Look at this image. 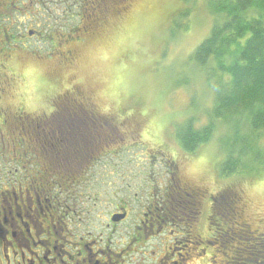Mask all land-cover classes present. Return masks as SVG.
<instances>
[{"label": "clouds", "instance_id": "clouds-1", "mask_svg": "<svg viewBox=\"0 0 264 264\" xmlns=\"http://www.w3.org/2000/svg\"><path fill=\"white\" fill-rule=\"evenodd\" d=\"M176 7L173 0H123L77 42L59 48L0 42V125L9 118L49 121L71 98L75 108L115 127L144 160L156 154L166 180L196 196L200 215L181 236L215 240L218 226L225 223L233 230L248 227L264 234V137L245 152L229 148L225 142L235 128L213 115L215 93L205 84L206 70L194 67L191 91L181 104L172 101L175 93L157 71L167 19ZM241 16L251 23L260 18V10L249 6ZM230 20L225 15L220 23ZM189 23L188 35L198 39L185 60L213 33V26L201 23L195 13ZM215 63L213 54L209 65ZM190 123L200 135L191 147L184 140ZM226 192L231 206L227 222L215 212L216 199ZM213 259L206 261L194 248L187 264H212Z\"/></svg>", "mask_w": 264, "mask_h": 264}, {"label": "flooded vegetation", "instance_id": "flooded-vegetation-1", "mask_svg": "<svg viewBox=\"0 0 264 264\" xmlns=\"http://www.w3.org/2000/svg\"><path fill=\"white\" fill-rule=\"evenodd\" d=\"M3 6L0 4V11ZM95 27L87 24L78 31L83 34ZM7 32L4 28L0 42L18 40L13 32ZM35 38L43 40L44 35L30 28L20 41ZM64 43L71 42L65 38L55 44ZM70 119L55 116L47 121L51 132L39 131L44 121L9 118L0 125V264H187L189 244L200 249L206 261L210 249L220 253L226 241L219 230L217 238L209 241L180 235L187 229L177 223L190 225L200 215V207L196 196L170 181L160 189L150 184L152 201L148 199L127 228L123 225L134 214L128 200L108 197L109 207L116 206L105 221L109 235L100 237L96 227L98 195L89 190L97 182L94 173L101 159L98 162L96 144L87 147L92 136L61 131L65 125L71 128ZM106 129L109 139L113 127ZM83 154L85 158L80 159ZM229 198L222 195L216 199V214L230 207ZM243 229L251 232V228ZM173 239L175 243L169 244ZM256 248L250 243L242 250L240 264H264V250L256 253Z\"/></svg>", "mask_w": 264, "mask_h": 264}, {"label": "trees", "instance_id": "trees-1", "mask_svg": "<svg viewBox=\"0 0 264 264\" xmlns=\"http://www.w3.org/2000/svg\"><path fill=\"white\" fill-rule=\"evenodd\" d=\"M86 1L82 0L81 4L84 5ZM111 1L115 2V6L113 5L114 9L111 10L113 11L120 8L118 4L123 0ZM197 1H201L203 3L202 7L206 8V15L201 14V16L209 20V23L213 26V33L211 38L202 43L196 52L191 55V60H193L196 66L206 70L207 83L211 89L213 88L212 91L215 93V109L213 115L228 120L234 125L235 135L225 142L226 146L245 152L255 147V141L257 139L264 137V0H183L186 8L182 10L181 15L184 19L191 17V12L194 10L193 8H195ZM0 2L2 6L3 4H8L10 6L9 9H12L13 4L18 6L24 0H0ZM95 3L96 6L89 13H86L90 17L96 12L93 17L95 19L94 26L100 23L102 16L104 17L105 14L110 12L106 7L108 0H102V2L99 0V2L96 1ZM72 4L75 5V9L79 7L85 13L86 8H83V5L78 2H73ZM4 6L2 9H5ZM28 6L30 7L31 5L29 4ZM249 6H254L260 10V18L251 23L247 22L241 16V13ZM225 15L231 17V20L221 25L220 20ZM0 16L2 17V13ZM75 18L73 15L70 16L69 12L67 20H73ZM80 26H83L82 23L78 26L71 27L70 30L74 31L81 28ZM50 30V33H45L43 38V41L49 44H51L49 36L60 40V37H65L69 32L63 33L62 29L57 27ZM226 31H230L231 35L225 37L224 33ZM248 33L252 34L250 39L247 38ZM213 54H215L216 63L214 66H211L209 65V60ZM56 116L71 118V128H68L64 124L65 128L61 131L69 134L71 132L82 131L84 136H92L87 147L90 144L97 145L96 157L98 162L103 155L110 153L109 150L113 147L111 142L116 141L121 136L120 132L113 127L112 135H108L109 139H107L105 136L107 134L106 128L111 125L107 121L90 115L82 108H75L71 98L61 107L60 112ZM75 120H78V123H75ZM47 124L49 123L44 121L39 131L47 130V132H51L52 128L48 127L47 129ZM59 125L62 126L61 123ZM18 126L21 129L23 123L21 127L19 124ZM199 139L200 135L193 132L190 123L184 133L185 143L191 147ZM0 147L2 146L0 145ZM113 149V153L115 152V155H118L117 149L114 147ZM85 156L86 154H83L80 159L85 158ZM226 202L229 203L228 199H226ZM226 208V210L223 209V211L218 212L217 216L227 222L231 216V206L229 208L226 206ZM225 225L227 223L223 226ZM250 231H245L242 227L236 230L230 228L227 232L231 240H234V237H236L239 241V245L234 248L232 254L231 251H226V248H224L226 245L221 244L220 246L221 249H224L223 252L221 251L224 256L229 255V253L231 254L230 264H240L238 260L239 253H243L242 250H245L250 243H254L257 247L256 253L259 250H264V237L258 235L252 236V229ZM225 232L222 233L224 234Z\"/></svg>", "mask_w": 264, "mask_h": 264}, {"label": "rangeland", "instance_id": "rangeland-1", "mask_svg": "<svg viewBox=\"0 0 264 264\" xmlns=\"http://www.w3.org/2000/svg\"><path fill=\"white\" fill-rule=\"evenodd\" d=\"M29 1L30 0H24L23 3L21 2V4H18V6L16 5L17 8L15 9L8 8L7 10L2 9V11H0V14L2 13V17L0 16V40L4 39V28H6L8 32H13L11 35L15 34L18 40H20L22 35H28V30L30 28H33L40 34L44 35L45 33L49 34L51 31L50 29H55L57 27L61 28L63 33H67L69 31L68 35L63 38H59L62 43L65 38L67 41L71 42L70 44L75 43L71 39H77L82 34H80V30L78 31V29L74 31L70 30L71 27L78 26L81 23L82 25H87L89 23L93 24L95 20L93 17L95 16L96 12L90 17L86 13H89V11L94 6H96V1L99 2V0H87L83 5L81 4L82 0ZM73 2H78L83 5V8H86L85 13H83L79 7H76L75 9V5L72 4ZM173 2L177 5V7L173 12L169 13V17L167 19L165 39L159 54L160 67L157 69V71L162 74L166 82L170 85V89L175 93L174 96H172V101L176 104H181L185 101L186 97L191 91L193 84V69L194 67H198L193 62V60H191V56L187 60L184 59L188 54L189 47L198 39V36L188 35L191 31L189 21L192 15L195 13L197 19L201 23H210L206 17L201 16V14L206 15L207 13L206 8L202 7L203 3L201 1H197L195 8H193V13L191 12L192 15L188 19H184L181 15L182 10L186 8L183 0H173ZM114 3V1L108 0V4H106L107 9L110 11L114 9ZM116 3L118 4V2ZM122 3L123 1L118 4V7H121ZM29 4L31 5L30 7L28 6ZM69 12L70 16L73 15L76 18L73 20H67L69 17ZM8 17H10L11 20L8 19ZM4 20L6 21L4 22ZM56 41L58 43V40L54 39V41H51V44H49L43 40H37L35 38L28 41L26 40L25 42H31L38 45H55L58 47L59 45L55 44ZM64 45L66 46L67 44L64 43ZM170 65L173 66L170 67ZM205 84L209 89H211L207 83L206 75ZM191 104L194 112H198L200 107L198 101L193 98ZM111 143L119 153L117 152L118 155H115V152L113 153L114 149L112 147L110 153H108L109 155H103L101 161L98 163V168L94 173L95 180H97V182L93 183L92 189L89 190L94 191L93 195H95V193L98 195L96 196V198L98 197L96 200L98 204L96 211L97 213L99 212L100 216L98 214L99 219H97L96 227L97 233L101 232L99 236L103 237L104 239H106V236L109 235V231H107L105 228V221L108 218L107 213H112L115 211L116 206V204H113L112 207H109L111 205L110 203H107L108 197L112 196L113 200L114 198L118 200L124 197L126 200H128V205L132 208L134 214L130 221L123 225L124 228H127L134 221V216L136 213H139L142 208L148 204V199L150 198V201H152V194H150L151 190H149L150 184H156L155 188L160 189L163 188L168 181L165 178L163 170L158 166L159 158L156 154H153L149 160H144L139 156L133 147L128 145L127 138L122 135L119 137V139L112 141ZM170 167H174V165H171ZM222 195L226 198L227 196H230V193L226 192ZM185 223L186 222L182 224L181 222H178L177 224L187 229L188 225ZM218 230L222 234L223 238L226 237V242L222 245H226L224 248H226V251H231L232 254L234 248L239 245V241L234 236V240H231V237L227 235V232L230 230L228 225L222 227L218 226ZM224 231H226L224 233L225 236L222 233ZM252 231V236H257L259 234L258 231ZM158 242L159 241H156V243ZM153 243L151 242V245ZM188 248H190V252L192 249H194V246L189 244ZM220 250L223 252L224 249L220 248ZM221 251L220 253H216L213 249L208 251V256H210V259H212L215 255V259L212 260L213 264H225L224 262H228L231 259L230 253L229 255L224 256Z\"/></svg>", "mask_w": 264, "mask_h": 264}, {"label": "water", "instance_id": "water-1", "mask_svg": "<svg viewBox=\"0 0 264 264\" xmlns=\"http://www.w3.org/2000/svg\"><path fill=\"white\" fill-rule=\"evenodd\" d=\"M121 219H124V216H122Z\"/></svg>", "mask_w": 264, "mask_h": 264}]
</instances>
